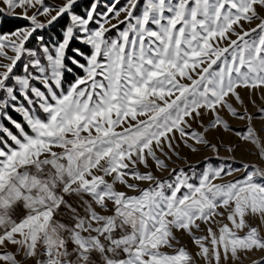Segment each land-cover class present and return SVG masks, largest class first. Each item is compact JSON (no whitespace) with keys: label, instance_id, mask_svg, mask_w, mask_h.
Returning <instances> with one entry per match:
<instances>
[{"label":"snow or ice","instance_id":"1","mask_svg":"<svg viewBox=\"0 0 264 264\" xmlns=\"http://www.w3.org/2000/svg\"><path fill=\"white\" fill-rule=\"evenodd\" d=\"M118 3L77 14V0H0L29 21L0 34V116L12 125L0 123V264H264V166L235 180L224 178L240 169L209 166L197 183L152 171L178 140L218 152L206 134L232 131L222 111L253 119L240 89L264 90V0ZM65 15L49 45L43 30ZM241 136L264 155L252 128Z\"/></svg>","mask_w":264,"mask_h":264},{"label":"rangeland","instance_id":"2","mask_svg":"<svg viewBox=\"0 0 264 264\" xmlns=\"http://www.w3.org/2000/svg\"><path fill=\"white\" fill-rule=\"evenodd\" d=\"M45 2L49 5L59 6L62 5L64 0H45ZM93 2V0H92ZM91 2V3H92ZM101 5L98 8L99 12L105 11V8L108 4H111L113 0H98ZM127 0H119V3L116 5L117 8L123 6ZM143 3V0H141ZM0 7H5L3 4H0ZM87 5L84 4V0H77V4L74 6V11L77 14H83L84 10L87 9ZM137 11H139V6ZM23 15V10L21 8H16L14 11L8 12L6 10L5 13H0V34H10L18 29H24L29 26V21L21 18ZM29 15H31V10H29ZM5 18H13L19 19L24 22L22 27L15 29L12 32H2L1 26L3 20ZM62 18V17H61ZM124 18V14L121 13L120 19ZM41 19H45L41 17ZM60 19V18H59ZM58 19V20H59ZM117 21L113 20L112 23H116ZM68 23V21H67ZM259 21L249 25L245 23V28L255 27ZM52 26H49L45 30H43V35L45 39L48 41L49 45H51L54 41H58L61 39V31L63 28H59L57 31L52 30ZM121 28L124 25H120ZM41 34L40 32L34 34ZM109 37H114L116 35V29H113L111 32L107 34ZM235 39V37H232ZM26 47L37 49L38 41L35 38H30L28 42H26ZM72 47H79L82 51L86 53H90V48L83 44H80L77 41L72 43ZM85 47V48H82ZM11 54V53H10ZM6 62V61H5ZM26 62V61H23ZM83 62V61H81ZM2 70V69H0ZM15 72L20 71V65L18 64L17 68L14 69ZM82 75V73H77ZM74 79L72 74L67 76V82H71ZM187 83V81H185ZM36 86H40L37 84ZM241 96L244 99V104L246 106V111L253 117V119H237L233 118L230 113L226 111H222L220 114L224 116V118L229 122L232 131L225 130H212L206 134V138L210 140L213 144L217 145L219 151H214L212 148L207 147L201 144H195L194 141L189 140L188 144H192L196 149L193 151L192 148L188 147L185 143L181 141L176 142V153L178 155L169 153L171 156L170 160H167L168 168L161 170L155 167L153 164L152 171L155 175H157L160 179H170L176 173L172 172V169H176L177 171L183 169L189 176L193 179L191 182L197 183L200 174L205 171L209 166L211 167H232L233 169H240V171H234L232 176L225 177V180H235L240 178L243 174L242 165H254V166H264V155L261 154L259 147L257 144L252 143L250 141H245L242 139L241 134H247V129L252 128L255 133L258 135L260 142L264 144V119H260L258 114L260 109H264V90H254L251 93L247 89H240ZM254 102V103H253ZM234 106L238 108L239 112L243 113L245 111V107H241L238 103L233 101ZM8 115L18 122H22V118L19 113L8 110ZM213 118V114L209 113L203 119V125L199 122H194L192 124L193 130L203 132L204 127L207 126L209 121ZM0 123H3L6 127L12 128V125L3 117L0 116ZM14 130V129H13ZM225 146H230L231 151L227 150ZM163 158V157H162ZM143 170V169H142ZM134 182V181H131ZM222 182V181H215ZM141 187H146L147 185L141 183ZM123 188V186H120ZM135 194V193H130ZM70 203H74L72 198H68ZM66 211V210H65ZM181 241L184 245H186L189 249L194 250V245L191 239L187 235L181 236ZM261 256L260 253H256L253 259H258ZM245 264H251L250 260H245Z\"/></svg>","mask_w":264,"mask_h":264},{"label":"trees","instance_id":"3","mask_svg":"<svg viewBox=\"0 0 264 264\" xmlns=\"http://www.w3.org/2000/svg\"><path fill=\"white\" fill-rule=\"evenodd\" d=\"M92 0H84V4L89 6L91 4ZM68 16L65 15L62 18H60L56 24L52 27V30L57 31L59 28H64L67 24ZM24 25V22L19 19H13V18H5L3 20L1 31L2 32H12L15 29L22 27ZM85 48V47H82Z\"/></svg>","mask_w":264,"mask_h":264}]
</instances>
